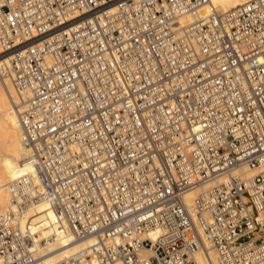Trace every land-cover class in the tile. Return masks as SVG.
<instances>
[{
    "label": "built area",
    "instance_id": "2783aa9c",
    "mask_svg": "<svg viewBox=\"0 0 264 264\" xmlns=\"http://www.w3.org/2000/svg\"><path fill=\"white\" fill-rule=\"evenodd\" d=\"M209 2L0 0L30 146L0 264L44 255L41 204L94 240L56 264H264V0Z\"/></svg>",
    "mask_w": 264,
    "mask_h": 264
},
{
    "label": "bare ground",
    "instance_id": "6f19581e",
    "mask_svg": "<svg viewBox=\"0 0 264 264\" xmlns=\"http://www.w3.org/2000/svg\"><path fill=\"white\" fill-rule=\"evenodd\" d=\"M246 1L248 0H210L199 7V12L205 14L216 9L228 10ZM9 58L10 53L3 52L0 48V65L9 61ZM13 101L19 102L13 83L0 76V213L10 205V182L21 172L22 162L30 152ZM195 194V189L190 190L186 193V200L191 202ZM33 214L32 229L38 232L39 237L50 242L43 249L44 255L35 260L34 264H56L69 255L88 249L94 243L91 236L75 240L70 232H63L58 226L56 213L45 204L39 205ZM196 257L199 264H210L202 252H197ZM213 259L217 264L216 259Z\"/></svg>",
    "mask_w": 264,
    "mask_h": 264
}]
</instances>
